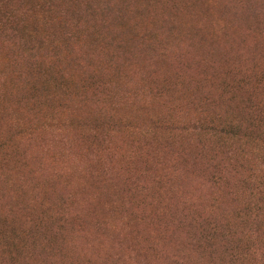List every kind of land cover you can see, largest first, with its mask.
I'll use <instances>...</instances> for the list:
<instances>
[{
	"label": "rangeland",
	"instance_id": "rangeland-1",
	"mask_svg": "<svg viewBox=\"0 0 264 264\" xmlns=\"http://www.w3.org/2000/svg\"><path fill=\"white\" fill-rule=\"evenodd\" d=\"M54 1L44 11L0 0V180L20 165L52 193L30 215L2 194L0 237L27 228L77 248L90 235L96 249H70L72 264H262L264 236L234 216L231 189L251 172L263 179L251 141L264 144V0H130L140 10L125 18L119 0H91L106 11L91 22ZM77 23L70 44L62 33ZM26 31L57 41L42 49L53 54L44 72L14 45ZM142 36L148 63L124 73L82 54L115 48L100 52L98 39L132 47ZM232 121L245 142L212 130Z\"/></svg>",
	"mask_w": 264,
	"mask_h": 264
},
{
	"label": "trees",
	"instance_id": "trees-1",
	"mask_svg": "<svg viewBox=\"0 0 264 264\" xmlns=\"http://www.w3.org/2000/svg\"><path fill=\"white\" fill-rule=\"evenodd\" d=\"M64 1V4L66 6V10L73 11V15L81 14L82 20L86 22H91V17L94 15H100L98 11H102V13H106V11L103 9L104 6L102 5V2L99 1L95 3L97 6L93 4V1L91 0H62ZM119 4L125 5V11L126 14L122 16L121 18L127 17L129 14H136L139 12L140 7L136 8V6L132 7L130 0H127V3L122 2V0H119ZM75 2V4H74ZM138 2V1H137ZM136 2V4H137ZM53 3L56 4L54 0H36L37 6H41L44 11L51 10L53 8ZM74 4V5H73ZM149 9H142L140 11V14L142 18H146L142 15L144 11H147ZM120 11H118L119 13ZM6 14V12H5ZM8 16L7 14L5 15ZM8 20V18H6ZM39 19V17H38ZM11 21V20H10ZM58 23V22H57ZM63 22H59L58 24H62ZM79 27V23L74 24L73 27L68 28L67 32L64 34L62 33V38L64 36L65 40L67 42L75 43V40L77 39V29ZM22 30H25V26L22 27ZM27 30V29H26ZM25 32V31H24ZM103 31H100V34H102ZM9 34V33H8ZM53 34V33H52ZM99 34V35H100ZM26 37L28 36V39L25 40V43L21 41L20 38L14 39V45L15 47L20 45V52L19 55H22L26 59H30L31 61L38 62L40 66H42L41 70L42 72L46 71V68L48 66L47 60L53 59V54L47 52L46 50L42 49H49L51 48L52 44L57 45V41L54 38V35H52V41H49L51 37L44 36L41 43H37L36 41H33L32 34L28 31H26ZM48 38V39H47ZM143 42L141 44H137L132 47H126L125 44L122 42L116 41L115 39L110 41H105L103 39H98L99 43L101 44L100 52H104L107 50V47L110 46L111 43L115 45V48L109 47L106 51L105 55H102L101 53H97L93 55L90 51V49L85 50L82 54L83 57L92 59L96 57V61L94 64V68L98 70H105L107 72L116 73V72H126L129 69H136L141 66H144L147 61H145V58L143 55L140 54V52L137 50L140 46L143 44H148L147 39L145 36L141 37ZM15 50H18L15 48ZM81 68H85L87 65V62L79 63ZM134 67V68H133ZM45 68V69H44ZM29 80V79H28ZM37 98L34 96L31 99H29L28 102L32 103L36 101ZM31 116V114L29 115ZM44 124L48 126V124L43 121ZM39 125L37 124L36 127ZM33 128V127H32ZM239 129V124L237 121H232L224 126V129H220L219 126H214L212 130L215 132H222L225 135L229 136V140H238V141H244V138L239 135L237 130ZM34 131V130H32ZM31 134V132L29 133ZM262 140V139H261ZM263 141V140H262ZM253 143V150L258 153V158H261V162L263 165L262 174L263 179H259L258 181H255V172L249 173V176L245 178L243 183L241 182L240 185L233 186L231 189V194H233V202L235 205L234 208V216L239 218V223L241 225H246V222H250L253 225V230L251 231V234H259L264 236V144L262 142L257 141H251ZM20 166V165H19ZM17 166L16 173H12L11 178H5L7 176H4L0 180V196L2 194H7L8 196V202L9 204L15 200H21L26 205H24L20 212H22L23 215L25 214H33V212L37 209H39V206L42 207V204L44 203V200L49 194H52L45 190L46 185L44 184L47 182L45 180L40 181V185H37V183L30 184L27 182L28 175L26 172V168ZM257 173V170H255ZM261 172V169H260ZM234 173H237L236 175L239 176V171H235ZM33 176H35L33 174ZM33 180L36 182V178H33ZM215 180L218 181L219 177H215ZM39 181V179H38ZM217 182H213V186H215ZM241 186V187H240ZM238 189L243 190L244 194L246 195L244 204H240L237 198V192ZM46 191V192H45ZM218 197V196H217ZM215 198L213 200V207H218V198ZM42 198H44L42 200ZM29 201V202H27ZM10 206H8L9 208ZM11 210V209H10ZM212 220V219H211ZM214 221V220H213ZM211 223V222H210ZM209 223V224H210ZM216 226L218 227L220 225L219 223L214 222ZM222 223H228V221L222 222ZM221 223V231H225L223 234L225 236L231 235L233 232L231 228H225L224 224ZM25 224L28 225L29 220L25 221ZM227 227V226H226ZM215 231V228L213 229ZM238 235H236V239ZM48 241H45L42 236L39 235V233L35 230L29 231L24 228L20 231H16L15 229H12L10 231H6V233H2L0 237V254L2 256H5L6 264H72L73 261L69 259V255L67 254L70 252V249L80 250V253L83 252L87 245L90 244L91 236L86 234H79L75 237L76 242L75 246L77 248H74L68 244L63 245H56L53 246V243L51 241H54L52 238H48ZM234 239V237H233ZM215 245V243H213ZM97 247V242H92L90 244V248L86 250L93 251ZM85 250V251H86ZM84 251V252H85ZM97 254V250H96ZM260 261L262 264H264V253L262 252L260 255Z\"/></svg>",
	"mask_w": 264,
	"mask_h": 264
}]
</instances>
